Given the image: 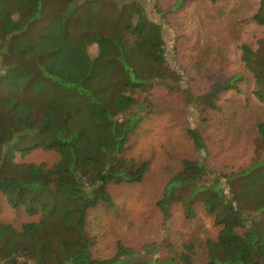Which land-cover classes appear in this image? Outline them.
<instances>
[{"label":"trees","instance_id":"obj_1","mask_svg":"<svg viewBox=\"0 0 264 264\" xmlns=\"http://www.w3.org/2000/svg\"><path fill=\"white\" fill-rule=\"evenodd\" d=\"M231 1L156 0L154 20L141 0H0V193L38 215L0 220V264H264V0ZM213 19L232 58L202 31ZM248 106L240 163L228 140ZM158 117L184 138L161 162L160 221L111 242V187L144 181L154 155L138 139ZM38 149L55 161L15 158Z\"/></svg>","mask_w":264,"mask_h":264},{"label":"rangeland","instance_id":"obj_2","mask_svg":"<svg viewBox=\"0 0 264 264\" xmlns=\"http://www.w3.org/2000/svg\"><path fill=\"white\" fill-rule=\"evenodd\" d=\"M146 11L152 16L154 20H160V15L156 13L155 1L156 0H141ZM242 4L250 9L257 6L259 0H238ZM234 4V1H231ZM172 16H177L172 15ZM179 22V21H178ZM166 24V23H165ZM163 25V37L165 41V49L167 58L175 67L176 62L173 56L174 45V28L166 24ZM185 30L190 32L188 23H185ZM227 22L222 20L215 21L214 19L209 24L202 25V31L206 33V37L216 42V44L222 45L217 47L219 56H225L227 59L232 58L235 51L232 41H228L223 44L221 33L227 28ZM233 67V66H232ZM229 68V70L232 69ZM228 70V72H230ZM152 97L158 100L163 94L162 87L159 84L155 85L152 91ZM141 98L143 92L136 93ZM228 96V95H227ZM237 105V104H236ZM250 106L247 108H240V115L238 118V124L242 127V131L238 130L233 132L228 140L231 141L228 144L230 153H235L240 158V163H246L252 155L253 145L251 144V133L246 129L251 125V121L248 122ZM197 112L194 109H189L188 120L191 126L195 124ZM142 136L138 139V145L142 148H150L153 150V159L150 170L147 173L144 181L141 184L132 185H116L111 187L112 195L115 199V217L110 214L107 219L103 221V229H105L111 236V242L115 238H120L126 242L138 243L141 240L151 239L153 236V227L160 221L159 216L156 213L154 207V199L157 198V193L160 191L161 186V162L163 157L168 154V148L171 150L173 147L182 143L184 138L183 133L179 130L171 128L168 123L165 122L164 117H158L155 122H150L142 128ZM236 140V142H235ZM184 152H189V149L185 148ZM56 154L51 151H44L41 149L34 150L24 157L16 155V160L25 161H46L52 163L56 159ZM264 216V214H262ZM38 219V215H28L23 208H12L6 201L5 197L0 193V220L10 222L15 226H18L22 222L34 221ZM168 222V219L166 220ZM208 230L210 231L211 223L207 221ZM155 233V231H154ZM261 240V239H260ZM264 262V257L261 259Z\"/></svg>","mask_w":264,"mask_h":264}]
</instances>
